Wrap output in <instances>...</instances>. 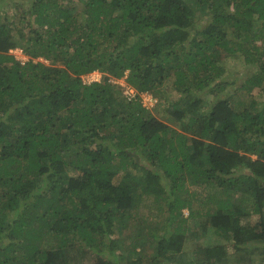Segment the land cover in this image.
<instances>
[{
    "label": "trees",
    "instance_id": "trees-1",
    "mask_svg": "<svg viewBox=\"0 0 264 264\" xmlns=\"http://www.w3.org/2000/svg\"><path fill=\"white\" fill-rule=\"evenodd\" d=\"M28 5L0 13V264H264V0Z\"/></svg>",
    "mask_w": 264,
    "mask_h": 264
},
{
    "label": "rangeland",
    "instance_id": "rangeland-1",
    "mask_svg": "<svg viewBox=\"0 0 264 264\" xmlns=\"http://www.w3.org/2000/svg\"><path fill=\"white\" fill-rule=\"evenodd\" d=\"M31 0H7L5 3H3L2 7L0 8V13H1V22H6V19L7 17L6 16H9L11 19L10 20H13L15 17H17V14H18V11L22 8H27L29 5H28V2H30ZM206 18H201L199 19L200 22H203L205 21ZM199 30V26H198V23L196 24L195 26V30H193L194 34ZM17 53L20 52V50L16 49L15 50ZM39 60V59H38ZM40 60H44L46 63H49L50 61L49 60H46L44 57H41ZM226 66L228 68V72L226 73L225 77H226V80H228L229 82L233 81V82H238V83H242V80L245 78V75L246 73H250L251 71H258V67L257 66H253V65H250L248 67H245L241 64V60L239 57H229L226 59ZM99 73L96 75V79H99V80H102L104 78V76H106L105 73L101 72L100 70H97ZM93 73V72H92ZM92 73H90L89 75L88 74H83L82 76L88 80V79H93L94 77L91 75ZM248 73V74H249ZM126 77H123L121 79H125ZM126 81V79H125ZM110 82L113 83V82H116L115 79L111 78L110 79ZM127 82V81H126ZM230 88V87H229ZM232 90L229 91V93H231ZM257 91V90H256ZM240 94H242V98L247 100L248 98V95L246 94V92L244 93L243 92H238ZM255 93V91H254ZM144 94H148V93H144ZM244 94V95H243ZM150 95V94H149ZM153 99V98H152ZM144 100L146 102H150L151 99L149 96H145ZM154 102V101H153ZM145 105V104H144ZM154 105V103H153ZM147 108V107H146ZM149 109H153V112L157 115L158 118H161L162 120H167V117L169 115V113L167 114V112L165 110H167L163 105L162 107L161 106H158V105H155L154 107H150ZM170 124L174 125V121H169ZM177 128H181L179 126V124L176 125ZM141 154V152H140ZM68 157V153H66L65 157ZM131 169L132 170H135V162L132 164L131 162ZM146 208V207H145ZM147 212H148V217L150 220L152 219V216H158L159 220L162 221L166 215L165 212H159L157 210V208H149L147 209ZM185 216L188 215V210H185ZM119 225V224H118ZM116 225V226H118ZM116 228V227H115ZM118 231H115L114 234L116 235ZM211 234V235H209ZM209 237H210V241L211 242H217L219 241L216 236L212 233H209ZM11 239H6V240H3L4 243H8ZM119 244V248L121 249L122 248V244L121 243H118ZM256 244V243H253L252 246ZM102 251H104V254L103 256L105 258H111V259H114L116 264H121V262L118 260L117 258V255H116V252L114 250L111 249V247L105 242V243H102ZM234 251V248H233V245L232 244H229L228 246L224 247L223 250H221V253L222 256H224L226 253H229V252H232ZM195 255V254H194ZM259 262V261H258ZM166 264H175L174 263V260H169Z\"/></svg>",
    "mask_w": 264,
    "mask_h": 264
},
{
    "label": "clouds",
    "instance_id": "clouds-1",
    "mask_svg": "<svg viewBox=\"0 0 264 264\" xmlns=\"http://www.w3.org/2000/svg\"><path fill=\"white\" fill-rule=\"evenodd\" d=\"M20 53V52H19ZM23 58H28L27 56H24ZM94 72H98L97 70H95ZM99 73V72H98ZM90 74V73H89ZM88 74V75H89ZM84 79V77H83ZM111 79V78H110ZM116 80V82H113L115 84H117L118 86H120L119 88H121L122 90V95L124 96V98L127 100V101H130V100H133V98L137 97L136 95L138 94L139 95V98L143 101V104H145L146 106H153V103L154 105L157 103V99L154 97V95L150 92H139L135 87H133L132 85H129L128 82L125 81V79H121V78H113ZM85 81V80H84ZM93 81H102V80H99V79H95ZM91 81V82H93ZM86 82V81H85ZM111 83V82H110ZM127 88H130V90H132V93L131 95H128V94H125V90ZM144 93H148V94H144ZM150 94V95H149ZM149 96L151 101L150 102H146L144 100L145 96ZM153 98V99H152ZM154 101V102H153Z\"/></svg>",
    "mask_w": 264,
    "mask_h": 264
},
{
    "label": "built area",
    "instance_id": "built-area-1",
    "mask_svg": "<svg viewBox=\"0 0 264 264\" xmlns=\"http://www.w3.org/2000/svg\"><path fill=\"white\" fill-rule=\"evenodd\" d=\"M98 74V72H93L91 75L94 77L93 79H88V80H86L85 78H84V80L86 81V82H91V81H93V80H95L96 79V75ZM131 93H132V90H130V88H127L126 90H125V94H128V95H131Z\"/></svg>",
    "mask_w": 264,
    "mask_h": 264
}]
</instances>
